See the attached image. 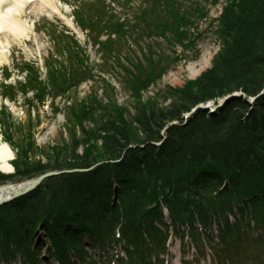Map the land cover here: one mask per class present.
I'll return each mask as SVG.
<instances>
[{
  "label": "trees",
  "instance_id": "obj_1",
  "mask_svg": "<svg viewBox=\"0 0 264 264\" xmlns=\"http://www.w3.org/2000/svg\"><path fill=\"white\" fill-rule=\"evenodd\" d=\"M122 1L131 8L133 0ZM182 7L181 0H146L130 19L118 16L102 0H89L77 12L79 25L100 47V71L122 70L133 111L115 99L117 89L105 79H101L105 99L96 92L85 99L73 98L80 84L93 78V69L77 42L64 33H53L56 51L65 60L57 67L50 65L47 83L40 80L36 66L27 65L25 84L18 89L4 85L6 96L32 90L39 103L48 94L69 95L65 131L70 142L50 146L45 154L35 145V127L29 123L27 140L18 143L13 163L17 173H0L1 184L51 170L94 168L51 177L29 195L0 207L4 259L40 264L43 245L34 244L43 229L49 255L59 264H74L72 259L85 263L92 258L91 248L113 242L123 243L130 264H147L145 251H140L147 245L144 233L152 245L163 238L154 226L162 221L163 207L175 224H188L195 233L196 221L204 227L216 223L222 243L233 248L244 241L242 228H251L246 221L264 227V96L254 109L234 102L213 117L202 113L183 126L184 115L201 103L217 102L237 91L250 97L264 91V0H229L217 20L214 34L220 51L211 69L183 87L167 86L145 98L169 65L155 58L151 44L146 49L139 41L156 34L172 46L188 48L200 36L191 31L196 30L193 19L197 14L206 18L207 10ZM129 40L139 46L141 56L126 50ZM180 60L176 56L173 61ZM6 111L1 112L3 124L11 127L13 116ZM54 112L59 108L54 106ZM7 138L13 140L11 134ZM30 152L45 154L48 163H30ZM227 213L240 217L231 224Z\"/></svg>",
  "mask_w": 264,
  "mask_h": 264
},
{
  "label": "rangeland",
  "instance_id": "obj_2",
  "mask_svg": "<svg viewBox=\"0 0 264 264\" xmlns=\"http://www.w3.org/2000/svg\"><path fill=\"white\" fill-rule=\"evenodd\" d=\"M56 1L59 7L61 8L62 12L67 16L68 21L73 23L76 28L80 27L79 25H77V21L73 15L74 7L72 6L74 5L75 1ZM228 1L229 0H219V4L212 5L210 3L207 4L204 0H182V8L185 9V11L194 8L198 5V7H202L208 12V16L204 19L200 18L198 14L195 15L193 19L195 20L196 30L191 29V31L195 32L196 34L198 32L200 33V36L195 41V46H188V48H185V46L180 43H177L176 45L172 46L166 40L160 39L156 36L152 39L144 38L143 41H139V43L142 44L143 48H146L148 44H151L155 51V58L161 60L165 65H169V70L167 71V73L156 84L155 88L151 87V89L146 93L145 98L148 96H154L157 93L158 89H165L167 88V86L173 88L183 87V85L189 80L198 78L201 73L211 68L210 66L204 71L200 72L198 77L191 75L189 71L190 65H196L197 69L200 68L199 63L202 61V58L205 53L210 52L212 54V59L210 61L211 65L212 60L219 53L220 42L217 40V36L214 33L218 26L217 20L223 9L222 7ZM143 3L144 0H134L131 8L133 10H138V8L141 7ZM112 7L114 8L115 12L119 15L127 13L129 15L133 14V12H130L131 10H129L128 8L125 9L123 7L122 2L119 3L116 1V3L112 5ZM28 14V22L30 23V26L35 30V34H37L41 38V41L37 42L35 40L36 38L34 34V36L31 35V40H27L24 45L15 44L10 49L8 60L5 64L1 66L0 69V86L2 83L1 81L3 79V76L7 73V69H10L11 72H13V77L10 80L11 83H15V81H23L26 74H23L21 72V69H23L24 63L26 62H36L41 67L43 73L46 72V64L50 62L48 58L51 54H53L54 50L56 49L54 48V37L52 36V32L53 29H55V26H60V30H63L65 27L75 33V31L66 23H64L63 20H61L60 18V20L57 18L55 19V21H53L47 16L38 15L33 10L29 11ZM132 17L133 16L131 15V18ZM78 34L77 36L80 39V45L85 51V57L87 53V56L91 58L93 65L100 63L101 54L98 52V48H94L92 47V45H84V42L87 41V32L85 33L81 29V33ZM39 45L43 46L42 48H40V52L36 50ZM127 45L128 46L126 47V50H128V52L135 51L138 55H140V48L138 45L135 44L134 40H129ZM26 49H32L33 53H27ZM176 56H179L182 60L177 61V63H174L173 60ZM124 63L127 64V61H124ZM120 71V68L112 69L110 73L106 75L105 79L110 80V82H112V84H114L118 89L115 95V99L118 100L121 105H127L129 109L133 111L131 105L132 100L130 98V92L124 87L123 78L120 75ZM96 75L98 76L95 77L97 82L84 83L77 90L78 92L73 95V98H78L79 100L85 99L92 91H94L99 96V98L105 99V90L102 89L103 83H101L99 79L101 75H99L98 72H96ZM219 100L221 101L222 99ZM57 103L59 104L61 111L59 114H54L51 107V101H49L48 105L44 107L37 105V107L35 109L33 108L32 110L31 107H29V104L25 102L24 98H22L21 96L17 99V101H15V103H10L9 101L4 100L2 95H0V112L6 110L5 106H3L4 104H6L8 105L6 112L12 113L13 116V120H11L10 122L12 124L11 127H6V125L3 124L5 117H3L2 114L0 115V121L2 122H0V138L3 137V135L5 134H11V138H13V140L10 141V145L11 149H13L14 151V159L19 154L20 149L18 148V143H20V140L24 138L27 140L26 136L27 133L29 134L31 128L30 124L28 123H31V125L35 127V145H37L39 148H42L45 151V154H48L50 152V146L60 145L62 142H70V136L65 131V123L67 122L66 120L68 116L65 113L66 107L69 105V103H67L66 99L61 98H58ZM31 111L34 115L33 118H31L32 115H30ZM54 127H56L57 129L55 131H52ZM45 137L47 138L45 140H42V138ZM31 153L32 152H30V154ZM45 154L37 152L31 154L29 162L34 164L41 161L42 163L47 164L48 158ZM13 161L11 162V164L13 163ZM1 173L4 175H13L16 174V171L13 168L11 173ZM29 179H22L18 177L13 181H7V183L5 184L0 183V185L5 186L10 183L18 184L19 182L28 181ZM260 235L261 238L264 239V229L262 232L259 233H251V241L249 243H246L245 245L246 248H248L247 254L238 258V262L233 264H261V261L253 256L255 254H253L252 256L249 255L252 252L257 253L258 251H261L263 249L262 245L259 246L254 241V239ZM173 240V243L170 245V261L172 264H180L179 262H177V257L179 253L178 249L180 248L182 251L181 262H183V264H216L214 258L212 257V254H209L206 248L200 247V254L196 255L193 249L189 251L188 247L184 248L183 242L179 238H174ZM184 261L186 262L184 263Z\"/></svg>",
  "mask_w": 264,
  "mask_h": 264
},
{
  "label": "bare ground",
  "instance_id": "obj_3",
  "mask_svg": "<svg viewBox=\"0 0 264 264\" xmlns=\"http://www.w3.org/2000/svg\"><path fill=\"white\" fill-rule=\"evenodd\" d=\"M29 10H33L39 15L46 14L53 20L57 16L67 23V25L77 30L73 26V23L68 21L67 16L62 12L56 0H0V66L7 62L9 49L12 46L15 44L24 45L27 40H31V35L34 36L35 30L30 26L28 22L29 17H27ZM35 38L37 42L41 41V38L37 34H35ZM42 47V45H39L36 50L40 52V48ZM26 50L29 54L33 53L32 49ZM211 59L212 54L210 52L205 53L202 61L199 63L200 68L197 69L196 65L189 66L190 74L197 76L200 72L210 67ZM56 129L54 127L52 131ZM46 138H42V140ZM14 156V151L7 143L0 144V171L5 174L12 172L13 166L10 162ZM29 184L0 186V201L8 200V198H11L22 190L24 186H28Z\"/></svg>",
  "mask_w": 264,
  "mask_h": 264
},
{
  "label": "water",
  "instance_id": "obj_4",
  "mask_svg": "<svg viewBox=\"0 0 264 264\" xmlns=\"http://www.w3.org/2000/svg\"><path fill=\"white\" fill-rule=\"evenodd\" d=\"M262 95H263V93H261V95L257 96L256 98H249V97H247L246 94L244 95L242 92L234 93L233 95H230V96L223 98V100L214 109H212L209 105L201 104V106L195 107L194 109L191 110L190 113H187L186 115H184V119H185L184 125H187L189 122H191V120L196 118V116H198L202 112L209 113L211 116H213V114H215L216 111H221V110L225 109L226 107H228V105L234 103V101L243 100L247 104L253 105L256 102V100ZM71 172L72 171H62V172L51 171L49 173L40 175V177H38V178L29 180V182L21 183V184H29V183L30 184L28 186H24L22 190H20L17 194L12 196L11 198H8V200L0 201V205H5L10 201L18 199L19 197L30 194V191L39 187L42 183H44L46 181V179L51 178V176H56V175H61L62 173H71Z\"/></svg>",
  "mask_w": 264,
  "mask_h": 264
}]
</instances>
